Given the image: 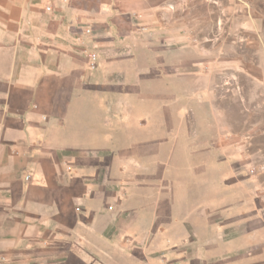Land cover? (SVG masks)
Listing matches in <instances>:
<instances>
[{
    "label": "rangeland",
    "instance_id": "obj_1",
    "mask_svg": "<svg viewBox=\"0 0 264 264\" xmlns=\"http://www.w3.org/2000/svg\"><path fill=\"white\" fill-rule=\"evenodd\" d=\"M238 6L113 0L105 34L88 3L70 20L79 90L51 126L79 133L66 172L127 224V264H264V52Z\"/></svg>",
    "mask_w": 264,
    "mask_h": 264
},
{
    "label": "crops",
    "instance_id": "obj_2",
    "mask_svg": "<svg viewBox=\"0 0 264 264\" xmlns=\"http://www.w3.org/2000/svg\"><path fill=\"white\" fill-rule=\"evenodd\" d=\"M49 1L0 0V264H127V224L88 205L94 181L66 172L65 162L77 164L79 133L69 142L51 126L69 116L79 90L70 20L84 3L104 34L120 19L102 17L113 0H55L47 9ZM235 2V30L264 52V0Z\"/></svg>",
    "mask_w": 264,
    "mask_h": 264
},
{
    "label": "built area",
    "instance_id": "obj_3",
    "mask_svg": "<svg viewBox=\"0 0 264 264\" xmlns=\"http://www.w3.org/2000/svg\"><path fill=\"white\" fill-rule=\"evenodd\" d=\"M50 8H51L50 6L47 7V9H50ZM92 58H94L93 55H91V59H92ZM28 178H30V175L27 176V179H28Z\"/></svg>",
    "mask_w": 264,
    "mask_h": 264
}]
</instances>
